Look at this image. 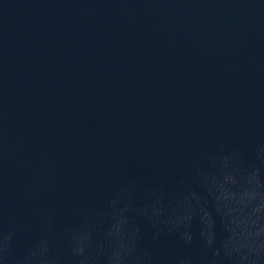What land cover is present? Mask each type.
Here are the masks:
<instances>
[{"label": "water", "instance_id": "obj_1", "mask_svg": "<svg viewBox=\"0 0 264 264\" xmlns=\"http://www.w3.org/2000/svg\"><path fill=\"white\" fill-rule=\"evenodd\" d=\"M0 264H264V0H0Z\"/></svg>", "mask_w": 264, "mask_h": 264}]
</instances>
